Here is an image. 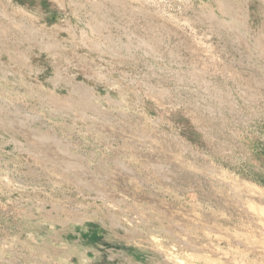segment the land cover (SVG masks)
Here are the masks:
<instances>
[{
  "label": "rangeland",
  "instance_id": "obj_1",
  "mask_svg": "<svg viewBox=\"0 0 264 264\" xmlns=\"http://www.w3.org/2000/svg\"><path fill=\"white\" fill-rule=\"evenodd\" d=\"M201 1L0 0V264H264V2Z\"/></svg>",
  "mask_w": 264,
  "mask_h": 264
},
{
  "label": "bare ground",
  "instance_id": "obj_2",
  "mask_svg": "<svg viewBox=\"0 0 264 264\" xmlns=\"http://www.w3.org/2000/svg\"><path fill=\"white\" fill-rule=\"evenodd\" d=\"M108 2H109V4L111 5V6H113L114 4V1H117V0H107ZM124 1V0H123ZM140 1V0H139ZM148 4H149V6H151V5H154V4H157V5H159V4H161L162 3V1L163 0H159V1H157V0H145ZM183 1V0H182ZM215 1V0H214ZM263 2H264V0H262ZM176 2V1H175ZM218 2V10L219 11H217V9L213 6V5H206V4H203L202 3V1L200 2V4H199V9H197L198 10V15L199 14H201V15H203L205 18H208V19H215L216 18V22L215 23H217V25H215L214 23V25L213 24H210L209 25V27L211 28V32L212 33H214V34H218V36H219V33H221V31L219 32V31H217L218 29H220V30H227L228 29V31H227V33H229V26L226 24V22L228 21H225L224 19H223V17H222V19H220L219 17H217V15L218 14H220V13H225V9H224V4L220 1V0H218L217 1ZM96 3V2H95ZM178 3V2H177ZM179 3H180V1H179ZM216 3V2H215ZM181 4H183V3H181ZM192 4V3H191ZM198 5V4H197ZM217 6V5H216ZM228 6V5H227ZM226 6V7H227ZM135 7H138L139 9H141V10H143V9H145L146 7H139V6H135ZM185 7H187L186 5H185ZM181 8V7H180ZM187 9V8H186ZM227 10H228V8H227ZM144 11V10H143ZM32 12V11H31ZM134 12H136V10H133L132 9V12H131V14H133ZM216 12V13H215ZM137 13H140V12H137ZM227 13V12H226ZM140 14H145V13H140ZM146 14H148V13H146ZM195 14V13H194ZM197 14V13H196ZM133 15H135V14H133ZM221 15V14H220ZM157 17V15H156V13H154V15H149V17L150 18H153V17ZM200 16V15H199ZM202 17V16H201ZM203 18V17H202ZM201 19V18H200ZM184 20V19H183ZM188 20V19H187ZM186 20V21H187ZM196 20V19H195ZM202 20V19H201ZM201 20H198L199 21V23H201ZM185 21V20H184ZM215 21V20H214ZM189 22V21H188ZM229 22H231L233 25L235 24V25H237L238 26V28L240 27L239 26V23L236 21V20H234V19H230V21ZM186 23V22H185ZM198 23V22H197ZM198 23V25H200ZM205 23V22H204ZM208 23V22H207ZM191 25V24H190ZM203 25V24H202ZM206 25V24H205ZM204 26V25H203ZM150 28H153V26H150ZM209 29V28H208ZM15 32L17 31V32H21L20 31V29L17 27V26H15ZM239 30H241V28L239 29ZM241 32V31H240ZM223 33V32H222ZM222 35V34H221ZM132 37V36H131ZM25 38H27V37H25ZM134 38V37H133ZM235 39V38H234ZM233 39V40H234ZM236 39L238 40V38L236 37ZM246 43V42H245ZM248 43V42H247ZM237 45H239V41L236 43ZM258 46H259V50L260 51H262V49H264V46L260 43V42H258V44H257ZM253 46H255V45H253ZM207 54H211V53H209L208 51L206 52ZM252 54V53H251ZM178 65V64H177ZM182 66V65H181ZM205 66V65H204ZM204 66H200L201 68H197V64L195 65V66H193L192 65V67H190L189 68V71H190V73H191V77H192V79L194 78V79H197V78H199L200 80H202V78L204 79V78H206L207 79V82L209 83V82H212V83H214V80H213V77H208L207 76V74L204 72L206 69H205V67ZM180 67V66H179ZM199 67V66H198ZM171 70H174V69H171ZM173 73V72H172ZM210 76H212L211 74H209ZM190 76V75H189ZM177 77V76H176ZM181 80V79H180ZM200 80H196L197 81V83L200 85L201 84V86H202V84L203 83H205V84H203L204 86H208V84L206 83V82H202V81H200ZM205 80V79H204ZM196 81H194V82H196ZM204 90V89H203ZM208 90V89H207ZM160 94V93H159ZM234 94V92H230V91H228V92H225V93H223V97H218L217 99H218V101H219V103L222 105V104H227L228 105V107H231V108H234L235 106V102H237L238 103V100H237V98L233 95ZM161 95V94H160ZM229 95H231V97H229ZM158 97V96H157ZM224 97H225V100H224ZM163 98V97H162ZM159 99V98H158ZM229 100H230V102H229ZM234 103H233V102ZM220 105V106H221ZM226 105V106H227ZM238 108V107H237ZM146 111V110H145ZM231 111V110H230ZM234 112H235V110H233ZM222 116V115H221ZM163 118V117H162ZM178 140H179V138H178ZM182 141V140H181ZM180 141V142H181ZM151 144V143H150ZM212 144V143H211ZM137 146H139V145H137ZM141 147H142V145H140ZM187 146V145H186ZM181 149V148H180ZM184 149V148H183ZM189 149V148H188ZM203 162H204V160H203ZM156 164H158V163H156ZM161 164V163H160ZM153 166V165H152ZM164 166V165H163ZM162 166V167H163ZM162 167H159V166H157V167H153V170H156L157 171V174L159 173V175H161V178H163V180H164V182L165 181H168V179L169 178H167V176H165V174L166 173H164L163 171V169H162ZM171 167V166H170ZM122 168L124 169V170H127V171H130V172H134L135 173V168L132 166V168L130 169V168H128V167H125V166H122ZM167 170V169H166ZM186 170V169H185ZM213 170V171H212ZM219 170L220 169H218V168H216V166H214V165H210V168L208 169H206L205 168V171L207 172V175H214V174H218L219 173ZM224 171V170H223ZM163 175H162V174ZM137 175V174H136ZM232 175V174H231ZM139 176V175H138ZM238 176V175H237ZM127 177V176H126ZM198 177V176H197ZM216 177V176H215ZM206 179H207V177H206ZM211 179V178H210ZM224 179V178H223ZM170 180V179H169ZM207 180H209V179H207ZM218 180V179H217ZM200 181H201V179H200ZM211 181V180H210ZM219 181H221V180H219ZM223 181H225V180H223ZM228 181V180H227ZM244 181V180H243ZM169 182V181H168ZM199 183V182H198ZM198 183H196V184H198ZM225 183H227L226 181H225ZM218 184V183H217ZM200 185V184H199ZM239 185V184H238ZM227 186V185H226ZM244 186H245V184H244ZM228 187V186H227ZM230 187H231V185H230ZM252 187V186H251ZM243 188V187H242ZM246 189V188H245ZM256 193V192H255ZM235 194V193H234ZM259 195V194H258ZM261 196V195H260ZM257 201H260V199L258 198L257 199ZM262 210V209H261ZM263 212V211H262ZM141 216V215H140ZM256 218V217H255ZM161 222V221H160ZM137 224V223H136ZM210 228V227H209ZM160 232V231H159ZM157 233V232H156ZM190 253V252H189ZM192 255V254H191ZM186 257V256H185ZM193 257V256H192ZM195 259V258H194ZM187 260V259H186ZM198 261V260H197ZM237 261V260H236ZM200 263V262H199Z\"/></svg>",
  "mask_w": 264,
  "mask_h": 264
}]
</instances>
